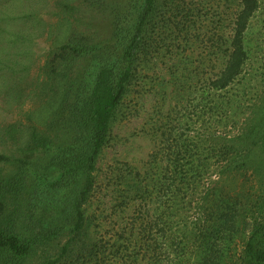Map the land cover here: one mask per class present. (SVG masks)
<instances>
[{
  "label": "trees",
  "instance_id": "16d2710c",
  "mask_svg": "<svg viewBox=\"0 0 264 264\" xmlns=\"http://www.w3.org/2000/svg\"><path fill=\"white\" fill-rule=\"evenodd\" d=\"M84 1L104 12L114 3L112 33L101 39L79 29L56 48L46 66L51 99L45 129L32 124L16 153L0 150V264H24L39 250L36 264L104 258L98 244L81 238L90 223L86 204L160 6L159 0ZM239 3L223 67L200 86L199 96L197 86L185 85L191 98L184 116L164 132L149 170H131L124 178L129 203H153L152 213L159 199L174 210L171 219L189 213L194 226L187 242L193 239L201 248L198 264H264V194L253 185V178L264 176V104L254 122L234 135L225 131L245 105V88L236 87L246 84L248 32L260 6L259 0ZM193 209L204 213L203 224L199 214L192 219ZM59 239L67 240L59 247L53 244ZM133 256L142 264L140 252Z\"/></svg>",
  "mask_w": 264,
  "mask_h": 264
},
{
  "label": "rangeland",
  "instance_id": "374dc122",
  "mask_svg": "<svg viewBox=\"0 0 264 264\" xmlns=\"http://www.w3.org/2000/svg\"><path fill=\"white\" fill-rule=\"evenodd\" d=\"M259 2L248 32L246 84L236 87L245 88L247 106L242 105L236 123L225 130L231 135L247 121L254 122L264 104V0ZM239 5V0H159L157 19L148 26L150 45L102 149L96 187L86 204L90 223L81 238L98 244L104 258L85 264H139L133 256L139 252L142 264L199 263L201 248L193 239L187 242L194 226L189 213L171 219L174 210L171 213L159 199V208L152 213L153 203H129L124 178L131 170L143 174L149 170L164 132L184 116L191 98L185 95V85L189 90L197 86L199 96L200 86L223 67L225 40ZM114 12V3L104 12L84 0H0V150L16 153L32 124L45 129L51 99L46 66L56 48L79 29L110 38ZM253 185L263 196L264 176L253 178ZM196 214L203 224L204 213L193 209L192 219ZM151 218L153 226L148 225ZM66 240L53 244L60 247ZM197 243L201 245V240ZM118 247L122 249L117 252ZM41 257L39 250L24 264H36Z\"/></svg>",
  "mask_w": 264,
  "mask_h": 264
}]
</instances>
